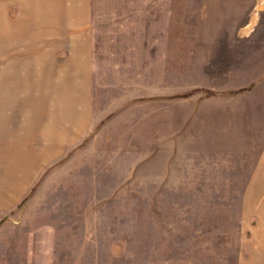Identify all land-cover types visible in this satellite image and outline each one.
<instances>
[{"label": "rangeland", "instance_id": "rangeland-1", "mask_svg": "<svg viewBox=\"0 0 264 264\" xmlns=\"http://www.w3.org/2000/svg\"><path fill=\"white\" fill-rule=\"evenodd\" d=\"M91 2L89 106L0 107V264H259L264 0Z\"/></svg>", "mask_w": 264, "mask_h": 264}, {"label": "crops", "instance_id": "crops-1", "mask_svg": "<svg viewBox=\"0 0 264 264\" xmlns=\"http://www.w3.org/2000/svg\"><path fill=\"white\" fill-rule=\"evenodd\" d=\"M91 1L0 0V60H7V65L0 68V107H17V120L25 122L6 136L13 150L28 153L26 146L41 132V107L47 105L48 89L55 91L51 98L58 115L60 111L70 118L74 105L83 109L89 106ZM48 78L52 82L49 87ZM16 141L21 143L15 145ZM260 170H264V160ZM255 179L264 181V172L263 177L253 176L252 181ZM2 183L12 185L15 181ZM260 199L258 196L254 201L260 205V225L264 228V204H260ZM259 260V264H264V258Z\"/></svg>", "mask_w": 264, "mask_h": 264}]
</instances>
